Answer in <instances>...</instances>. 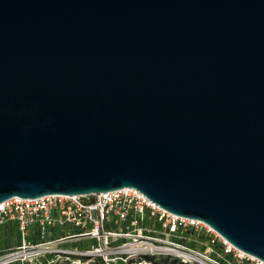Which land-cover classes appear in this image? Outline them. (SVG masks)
I'll use <instances>...</instances> for the list:
<instances>
[{
  "label": "water",
  "instance_id": "obj_1",
  "mask_svg": "<svg viewBox=\"0 0 264 264\" xmlns=\"http://www.w3.org/2000/svg\"><path fill=\"white\" fill-rule=\"evenodd\" d=\"M121 187L264 260V0H0V202Z\"/></svg>",
  "mask_w": 264,
  "mask_h": 264
},
{
  "label": "built area",
  "instance_id": "obj_2",
  "mask_svg": "<svg viewBox=\"0 0 264 264\" xmlns=\"http://www.w3.org/2000/svg\"><path fill=\"white\" fill-rule=\"evenodd\" d=\"M15 221L19 243L0 264H264L204 221L172 213L135 187L92 194L12 196L0 202V225ZM34 238V239H33ZM76 243V244H73Z\"/></svg>",
  "mask_w": 264,
  "mask_h": 264
},
{
  "label": "rangeland",
  "instance_id": "obj_3",
  "mask_svg": "<svg viewBox=\"0 0 264 264\" xmlns=\"http://www.w3.org/2000/svg\"><path fill=\"white\" fill-rule=\"evenodd\" d=\"M5 227V226H4ZM7 235H3L2 232L0 231V252H1V247L6 246L8 243H17L20 241L19 234L16 232L14 234H9L8 231L6 233ZM9 239V241H8ZM166 257V256H165ZM169 260L175 261V264H181L180 261L177 259V257L174 256H167ZM154 262V261H153ZM157 264V263H156ZM186 264H191V263H186ZM198 264V263H197Z\"/></svg>",
  "mask_w": 264,
  "mask_h": 264
},
{
  "label": "crops",
  "instance_id": "obj_4",
  "mask_svg": "<svg viewBox=\"0 0 264 264\" xmlns=\"http://www.w3.org/2000/svg\"><path fill=\"white\" fill-rule=\"evenodd\" d=\"M5 226V227H4ZM0 231L2 232V234L5 236L7 235V231L9 234H14V233H18L17 231V226H16V223L15 221H12V222H9V223H6V224H2L0 225ZM9 241V239H8ZM19 243V242H17ZM17 243H8L6 246L4 247H1V249L5 248V247H8V246H12V245H15Z\"/></svg>",
  "mask_w": 264,
  "mask_h": 264
},
{
  "label": "trees",
  "instance_id": "obj_5",
  "mask_svg": "<svg viewBox=\"0 0 264 264\" xmlns=\"http://www.w3.org/2000/svg\"><path fill=\"white\" fill-rule=\"evenodd\" d=\"M34 239V238H33ZM76 244V243H73ZM148 259H151L152 261L156 262L157 264H175L173 260H169L167 257H153V256H147ZM89 264H102L101 260L99 258H95L93 261H91Z\"/></svg>",
  "mask_w": 264,
  "mask_h": 264
}]
</instances>
